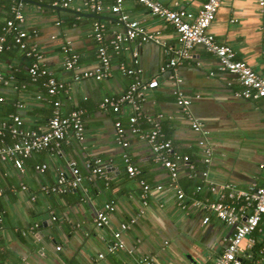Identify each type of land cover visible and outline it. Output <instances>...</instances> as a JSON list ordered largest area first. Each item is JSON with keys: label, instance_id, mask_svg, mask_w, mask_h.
<instances>
[{"label": "crops", "instance_id": "crops-1", "mask_svg": "<svg viewBox=\"0 0 264 264\" xmlns=\"http://www.w3.org/2000/svg\"><path fill=\"white\" fill-rule=\"evenodd\" d=\"M55 1L29 0L26 27L31 33L30 41L42 51L44 66L67 84L69 93L57 96L61 113L85 110L84 140L64 144L59 154H34L25 161L23 172L11 162L0 163V264H136L147 257L153 258L155 264H213L227 247L233 229L196 201L217 200V195L208 190L209 183L230 184L243 190L264 187V100L235 97L242 88L237 77L220 71L217 57L202 47L192 51L190 60L162 72L160 68L167 63L164 48L140 40L124 41L119 54L110 51L109 79L75 82L73 73L63 67V46L69 43L79 54L82 69L93 67L97 62L93 24H106L108 40L114 33L123 34L124 25L119 15L110 10L116 0H100L104 7L100 13L86 7L84 0H72L68 9L54 6ZM160 1L170 9L197 14L206 0ZM122 12L166 46H180L172 25L152 15L137 0H123ZM263 22L258 0H225L208 32L234 49L237 59L264 76L260 32ZM122 64L137 67L146 82H159L158 88L145 93L141 130L149 131V120L159 122L174 152L195 160L194 164H180L176 182L163 162L154 159L146 141L129 132L118 138L116 122L128 125V106L118 114L100 107L105 97L121 95L129 87L132 78L119 70ZM21 65H25L21 52L0 56L1 72ZM37 89L3 91L13 105L26 104L19 111L26 128H44L49 118L50 105L36 100ZM176 89L189 97L200 96L188 111L205 133L192 129L187 114L177 104ZM201 139L212 152L208 163L198 146ZM123 142L128 145L123 146ZM125 155L139 171L136 177L128 175ZM71 161L77 163L84 177L78 189L64 194L41 190L56 185L60 173L71 177ZM87 161H100L106 167V176L89 180ZM39 164L47 165L42 174L34 168ZM140 180L152 188L146 204ZM158 186L162 189L157 190ZM198 186H202L201 192H197ZM179 192L184 193L183 199L178 198ZM109 203L115 205L109 224L98 228L96 216ZM206 217L209 221L205 224ZM123 224L127 227L124 230ZM118 231L124 248L110 253L113 235ZM254 238L261 243L260 233H255ZM100 254L102 259H98Z\"/></svg>", "mask_w": 264, "mask_h": 264}, {"label": "built area", "instance_id": "built-area-1", "mask_svg": "<svg viewBox=\"0 0 264 264\" xmlns=\"http://www.w3.org/2000/svg\"><path fill=\"white\" fill-rule=\"evenodd\" d=\"M154 16L161 18L174 28L179 47L166 46L156 37L148 34L138 21L130 20L128 15L122 12L123 0H116L110 10L119 15V20L124 25V33H114L110 40L107 39V26L102 21L93 24L92 35L97 43L96 58L97 62L93 67L82 69L79 66L80 56L67 43L63 46L65 59L63 67L65 71L73 73V81L78 82L83 79H94L102 81L109 79L112 75V55L111 52L119 54L123 48L124 41L154 42L164 48L167 55V63L160 70H174L179 65L192 58V51L196 47H202L218 59L219 70L227 72L237 77L241 90L235 93V97L245 100H264V76L256 72L248 63L237 59V53L230 46L220 43L208 32L210 25L216 19L217 12L225 0H206L197 14L184 10H173L160 0H137ZM28 0H16L11 6V16L3 20V30L12 35L14 45L25 54L29 60L27 72L33 82L41 81L50 99H46L42 92H38L36 100L42 101L52 106L51 116L44 128L39 126L35 129L25 127L24 120L19 111L26 108L25 103L16 104V112L0 117V163L11 162L21 172L25 167V161L34 154L42 151H49L53 154L61 153L64 144L74 140L82 142L85 132V110L76 108L68 114L61 113V101L54 100L60 94H68L67 84L58 80L53 70L44 66L43 54L39 45L31 42V33L26 27L25 8ZM72 0H57L53 4L62 9H68ZM84 5L96 13L104 10L100 0H84ZM261 12L264 14V0H258ZM262 45L264 48V22L260 28ZM6 36L0 35V53L4 51ZM111 51V52H110ZM11 66L9 69H12ZM119 70L132 78L129 87L124 93L118 96L105 97L100 107L110 109L118 114L121 109L128 106L131 115L128 118V125L124 126L121 122H116L118 138L122 139L126 133L136 134L140 139L146 141L154 155L156 161H162L169 170L174 182L178 179V168L181 163H191L188 156L178 155L174 152L173 143L165 137L162 126L159 122L149 120L150 129L148 132L141 130L139 122L144 118L143 101L147 91L158 88L159 82L156 79L144 81L140 77L137 67L129 68L126 65H119ZM43 81V82H42ZM13 75L5 76L0 71V106L5 102L3 91L12 89L15 91L27 89L25 85L17 88L14 85ZM177 104L187 114L192 129L198 133H205L200 122L194 119L188 108L193 100L200 99L199 95L194 97L186 96L180 89L175 90ZM127 146L126 142L122 143ZM198 146L205 154V162H210L211 149L206 141L201 139ZM126 171L130 177H136L139 171L133 166L129 156H124ZM192 164V163H191ZM86 169L89 171V180L96 176H106V167L100 161H87ZM190 167V166H189ZM35 171L42 174L46 171L47 165H36ZM70 176L60 173L57 184L52 187H41L46 193L64 194L68 191L78 189L84 177L75 161L68 163ZM206 176V173H203ZM189 177H194V173H189ZM142 187V199L144 204L152 192V188L145 181L140 180ZM25 189V187H23ZM162 187L158 186L157 190ZM197 192L202 191V186L197 187ZM208 190L211 194L217 195V200L208 202L207 200H197L198 206L206 210H211L216 217L225 225L233 229V233L227 240V247L216 257L213 264H264V187L250 188L248 190L238 189L230 184L209 183ZM1 195V192H0ZM179 199L184 198V193L179 192ZM115 210L112 203L106 204L103 212H100L95 219L96 226L103 228L109 224V215ZM1 221V216H0ZM209 218L204 219L208 223ZM122 230L126 225L121 226ZM255 233L262 235L260 244L256 243ZM114 242L109 247L110 253L124 248L121 241L120 231L114 233ZM60 249V248H58ZM99 255L98 259H102ZM18 264H24L18 263ZM136 264H155L153 258H143L136 261Z\"/></svg>", "mask_w": 264, "mask_h": 264}, {"label": "trees", "instance_id": "trees-1", "mask_svg": "<svg viewBox=\"0 0 264 264\" xmlns=\"http://www.w3.org/2000/svg\"><path fill=\"white\" fill-rule=\"evenodd\" d=\"M14 3H16V0H0V35L6 36V42H5L4 51L0 53V56H4L6 54H12L15 51L16 52H21L22 55L25 58V65L12 67V69H8V71H3L2 73L5 76L13 75L14 78H15L14 85L17 88L20 89V87L22 85H25L26 88H28V87H35V89L38 88L37 91L38 90H39V92L41 91L42 94H43V96L48 100V99H50V97L48 96L45 88L41 85L42 84L41 81L39 80L38 82H33L31 80L28 72H27V68H28V65L30 63L29 60L25 57V54L22 51H20L14 45L13 39H12L13 38L12 35L5 33V31L3 30V23H4L3 20H5V19L7 20L8 18H12V16H11V6ZM57 99H58L57 97H54V100H57ZM12 105H13L12 102L8 101L6 99V97H5V102L0 106V117L1 118H4L7 115L16 112V104L13 105V106ZM33 111H35V110H33ZM41 111H42V108H41ZM41 111H37V113H40ZM49 112H50L49 113V117H50L51 116V113H52V106L49 107ZM41 123H42V120L39 121V124H41ZM37 127L34 126L32 128L35 129ZM32 128H28V129H32ZM162 130H163V128H162ZM165 137L167 139H169L166 134H165ZM188 158H189L190 162L194 164V161H195L194 158L193 157H188ZM0 216H2V215H0Z\"/></svg>", "mask_w": 264, "mask_h": 264}]
</instances>
